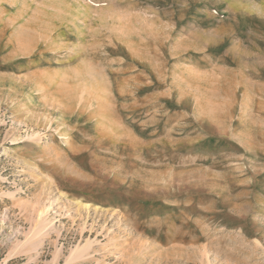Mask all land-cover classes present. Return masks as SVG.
I'll use <instances>...</instances> for the list:
<instances>
[{
    "label": "rangeland",
    "instance_id": "1",
    "mask_svg": "<svg viewBox=\"0 0 264 264\" xmlns=\"http://www.w3.org/2000/svg\"><path fill=\"white\" fill-rule=\"evenodd\" d=\"M0 264H264V0H0Z\"/></svg>",
    "mask_w": 264,
    "mask_h": 264
},
{
    "label": "bare ground",
    "instance_id": "2",
    "mask_svg": "<svg viewBox=\"0 0 264 264\" xmlns=\"http://www.w3.org/2000/svg\"><path fill=\"white\" fill-rule=\"evenodd\" d=\"M42 140H43V138H42L41 135H39V134L36 135V143H37V144H36L35 146H37L38 144H40V142H41ZM35 146H34V147H35Z\"/></svg>",
    "mask_w": 264,
    "mask_h": 264
}]
</instances>
